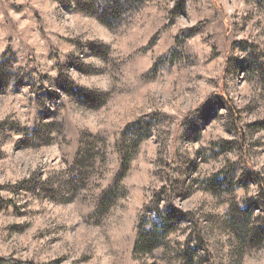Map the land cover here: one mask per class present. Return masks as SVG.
Listing matches in <instances>:
<instances>
[{
    "label": "rangeland",
    "instance_id": "obj_1",
    "mask_svg": "<svg viewBox=\"0 0 264 264\" xmlns=\"http://www.w3.org/2000/svg\"><path fill=\"white\" fill-rule=\"evenodd\" d=\"M0 264H264V0H0Z\"/></svg>",
    "mask_w": 264,
    "mask_h": 264
},
{
    "label": "trees",
    "instance_id": "obj_2",
    "mask_svg": "<svg viewBox=\"0 0 264 264\" xmlns=\"http://www.w3.org/2000/svg\"><path fill=\"white\" fill-rule=\"evenodd\" d=\"M128 160L129 159H126V160L124 158L122 159V161H121L122 166L120 167V172H119L116 180L114 181V185H110V188L107 191H105L107 193L105 194L104 197H110L111 195H113L112 191H114L116 189L115 187H117L119 180H121V177H122L123 173L125 172L124 169L127 167V163L129 162ZM170 187L168 189H170ZM148 205L149 206H147V209H152V210L157 211V200L155 198H153ZM169 207L171 208L170 209V215H175L174 212H179L180 214H183V215H189L190 214L187 212H182L179 209L175 208L171 202H169ZM159 223H161L162 226L156 227V229H158V231H161L162 234L167 235L169 232H171L173 230L171 227H169L166 220H162L159 218ZM197 232H198V234H197L198 237H196V238H197L198 242H200V238H201L200 234H199L200 232L199 231H197ZM200 244L202 246L204 245L201 242H200Z\"/></svg>",
    "mask_w": 264,
    "mask_h": 264
}]
</instances>
